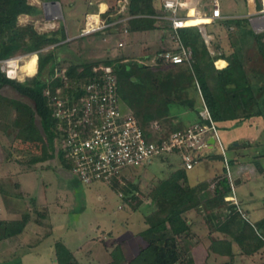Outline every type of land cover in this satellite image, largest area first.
<instances>
[{"label": "trees", "instance_id": "1", "mask_svg": "<svg viewBox=\"0 0 264 264\" xmlns=\"http://www.w3.org/2000/svg\"><path fill=\"white\" fill-rule=\"evenodd\" d=\"M41 1L61 3L62 0ZM116 9L109 7L100 14V18L110 24L105 29H117L121 22L111 23L128 16L123 23L128 34L160 30L163 31L161 41H164L167 36L163 33L167 31L174 36L176 46L160 48L154 52V56L145 55L140 60L126 55L90 61L60 56L56 49L71 40L67 39L69 36L62 24L55 30L38 32L31 23L18 24V17L40 14V8L28 0H0V60L31 54L33 62L27 59L26 64L33 66L36 71L33 76L20 81L6 77L0 66V92L4 87H9L26 98L13 104L16 112L13 118L2 120L0 116V132L9 139L5 159H12L30 168L59 158L62 161L61 169L69 173L71 162L59 149L55 155L57 140L62 136L45 91L50 90L52 95L57 88H63L64 94L73 92L78 95L81 90L77 85L94 79L97 76L94 67L100 64L112 67L117 77L118 98L136 118L147 140H157L187 126L180 121L173 122L178 118L174 106L195 112L196 120H200L195 103L197 94L201 107L203 101L216 124L226 121L240 123L253 117H261L264 121V31L254 32L247 17L220 20V25L226 30L229 52L223 50L218 39L210 43L211 50L197 26L180 28L177 31L178 40L189 50L191 58L188 62L172 64L165 62L162 54L169 50L177 51L178 41L170 21L164 17L167 13L163 12L160 3L153 0H128L122 16L116 14ZM217 59H224L226 66L217 68ZM2 100L8 101V98L0 93ZM2 108L0 105V114ZM154 124L158 128H154ZM26 148L35 151L28 159L14 156V153H26ZM204 157L222 161V156L217 152ZM166 161L173 166L169 175L157 181L143 196H140L142 194H139L136 182L127 181V177H122V182L116 178L109 182L113 190L120 192L121 202L129 205L131 210H138L144 200L150 201L151 210L144 215L146 228L137 234L145 244L140 245L129 260H126L121 247L116 245L110 251L111 260L105 264H177L185 252L182 241L194 234V221L189 214L193 211L198 213L199 208L209 212L227 202L225 197L230 194V184L224 168L221 177L212 183L197 180L191 184L188 178L190 170L181 167L177 159ZM233 161L228 158L231 168ZM229 209L231 216L221 222L218 229L230 235L240 248L245 249L246 254H250L248 245L243 246L251 238V234L246 231L247 224L242 223L234 204ZM29 220L27 212L18 219L0 218V241L22 233ZM261 221L264 224V218ZM239 223L244 228L236 235L231 228ZM230 242L226 238L212 240L213 247L216 245V253L232 257ZM258 246L261 244H256L255 248ZM53 247L56 264H80L74 252L62 241H56Z\"/></svg>", "mask_w": 264, "mask_h": 264}, {"label": "rangeland", "instance_id": "2", "mask_svg": "<svg viewBox=\"0 0 264 264\" xmlns=\"http://www.w3.org/2000/svg\"><path fill=\"white\" fill-rule=\"evenodd\" d=\"M100 1L107 2L108 7L117 8L118 6L117 0H62L61 3H54L56 5H47L41 0H28L30 4L40 8L42 13L33 16L20 15L18 24L31 23L38 32L55 30L59 24H62L65 33L69 36L67 39L71 37L74 39L59 46L56 53L60 56H74L80 60H99L124 55L140 60L145 55L154 56V52L160 48L176 46L174 36L167 31L163 33L164 36H167L166 39L161 41L163 31L159 30L150 34H128V32H123L124 22L118 24L117 29H101L98 32L81 35L86 18L95 16L101 8L102 10L108 8L98 5ZM153 1L161 4L160 0ZM255 4L256 8H259V0H255ZM219 6L224 16L235 17L249 12L246 0H219ZM196 8L198 15H209L212 9V0H197ZM185 12L186 9L178 10L180 16L185 15ZM122 14L125 13H121L120 16ZM205 29L214 41L218 39L221 42L225 52H229L226 30L220 25L219 20L206 25ZM76 37L78 38L75 39ZM120 42L123 43L122 46L118 45ZM212 42L210 43L212 44ZM211 44L208 43V46L213 50ZM20 55L22 60L19 62L18 80L22 81L33 76L36 71L33 66L26 64L27 59L33 62L30 59L31 54ZM63 65L65 66V64ZM0 93L3 97L8 98V101H0L1 107L3 106L0 116L2 120H9L16 114L12 107L13 104L22 102L26 98L9 87H4ZM195 103L199 111L201 100L198 94L195 95ZM173 108L178 114L177 120H173V122L180 121L182 125H188L197 121L195 112L184 110L179 106ZM120 109L124 113H130L121 100ZM261 120L263 121L261 117H253L240 123L234 121L217 123L219 137L226 148V156L229 159H236L234 160L235 165L230 168V171L235 185V194L241 197V210L246 216L243 218L239 212L240 219L242 223L247 224L248 230L246 231L251 234V240L256 241V244H261L258 246L260 253L257 256H252V260L254 259L256 264L257 262L264 264V224L261 221L264 218V126ZM256 123L257 128L255 127ZM255 133L259 135L257 134L256 139L251 141L253 144L249 145L248 140L242 138L244 135L253 134L254 136ZM8 140L0 132V175L6 178V192L21 194V196H11L17 199L19 207L21 204L27 205L30 214H33L39 225L40 223L41 226L44 224V228L37 233V236H33L30 231H25L19 237L21 240L4 243L5 246L0 245V264H56L53 244L58 240L63 242L61 239L63 237L64 241H68L67 245L74 252V256L80 264H103L106 259L110 260L111 258L109 250L113 241L107 237L108 234L122 231L121 233L127 235L146 228L144 207L134 211L129 205H125L126 210H122L119 207L121 204L120 192L113 190L109 183L96 181L84 184L74 175L59 170L62 164L59 158L57 161L42 162L32 165L30 168L14 160H7L5 159V148L9 145ZM25 150L26 153L21 155L14 153V156L25 160L35 152L31 148ZM209 163L207 158L199 160L194 168L188 171L189 183H196V176L208 178L209 173L204 168H207ZM176 164L177 162L174 161V165ZM171 167L173 166L166 160L155 159L149 164L126 171V177L128 176L126 180L136 182L139 194L143 196L157 181L169 175ZM239 170L242 171V177L249 179L239 182L240 174L237 175ZM16 183L21 184L16 187ZM31 198L41 204L38 206L29 204ZM43 203L44 205H42ZM45 203L51 210L58 213V216L54 217L56 223L53 231L49 226H45L48 221L42 217L48 213ZM25 209L26 206L21 211ZM201 209L203 210V208L198 210ZM189 216H194V213L192 212ZM120 219L125 221L124 224L127 226L123 230L117 228ZM135 236L136 240L132 239L126 243L128 258L136 253L137 250L134 249L137 248L133 246L136 245V242L139 246L145 244L141 237ZM192 240L193 236L182 241V246L185 245L189 248L182 247L185 252L177 264H192L189 251ZM221 260L227 261L229 258H221ZM213 263L216 262L213 261Z\"/></svg>", "mask_w": 264, "mask_h": 264}, {"label": "built area", "instance_id": "3", "mask_svg": "<svg viewBox=\"0 0 264 264\" xmlns=\"http://www.w3.org/2000/svg\"><path fill=\"white\" fill-rule=\"evenodd\" d=\"M160 1L163 10L167 12L164 17L170 21L178 41L177 51L169 50L162 54L163 60L172 64L188 62L191 58L189 50L178 40L177 31L180 28L197 26L204 41L209 43L210 35L205 26L218 20L233 18L221 13L219 0H212L211 13L202 14L209 21L205 24H188L192 18L188 14L189 8L194 6L197 0ZM249 2L254 5L251 12L246 15L249 25L254 32H262L264 31V0H259V8H256L255 0H249ZM117 3V13L121 14L126 10L128 0H117ZM179 9H186L185 15L180 16ZM195 15H198L196 10ZM126 19L124 17L111 24L124 22ZM87 20L88 17L81 35L105 29L110 25L99 17L97 27L89 28ZM123 32H126L125 28ZM118 45L122 46L123 43L120 42ZM20 60H22L21 55L0 60L1 70L6 77L18 80ZM94 72L97 73L94 79L77 85L81 90L78 95L73 92L64 94L63 88H57L52 95L50 90L45 91L50 100L57 129L62 136L59 141L57 140L55 155L59 149L71 162L69 174L74 175L84 184L96 181L109 183L114 178L122 182V177H126V171L149 164L155 159H177L181 167L192 170L199 160L205 158V155H213L217 152L222 156L221 162L225 169V176L230 184V194L225 197V201L238 207L226 148L219 137L217 124L203 101L199 110L200 120L171 132L165 137L147 140L136 118L131 113H124L120 109L117 77L112 67L100 64L94 67ZM154 128H158V125L154 124ZM237 210L243 218L246 217L239 207Z\"/></svg>", "mask_w": 264, "mask_h": 264}, {"label": "crops", "instance_id": "4", "mask_svg": "<svg viewBox=\"0 0 264 264\" xmlns=\"http://www.w3.org/2000/svg\"><path fill=\"white\" fill-rule=\"evenodd\" d=\"M246 1L248 3V8H249V12L247 14H249L251 12V10L253 9L254 5L251 2H249V0H246ZM98 5H100V6L104 5L106 7L107 2L100 1V3ZM196 6H197V3H195V5L193 6L195 8V10L197 9ZM108 8H106V9H108ZM117 8H118V6H117ZM106 9L102 10V8H101L99 10L98 14L103 13ZM123 13H125V11ZM116 14H118L117 9H116ZM247 14L235 16V17H243V16L246 17ZM225 16H227V15H225ZM98 17H100V15H98ZM124 17L128 18V16H124ZM124 17H122V18H124ZM122 18H120V19H122ZM156 31H159V30L135 32L134 34H150L151 32L155 33ZM92 33H94V32H92ZM131 34H133V33H131ZM69 39H73V38L71 37ZM212 41H213V38H211V36H210L209 44ZM226 64H227V62L224 59H217L215 61V66L217 68H222V67L226 66ZM36 70H37V66H36ZM245 121H248V120H245ZM262 125L264 126L263 121H262ZM255 127L257 128V123H256ZM257 134L258 133H255L254 136H253V134L247 135V136L244 135L242 138L247 139L248 144L250 145V144H253L251 141L252 140L254 141L256 139ZM0 148H1V146H0ZM207 159L209 160L210 163L207 164L208 167L204 168V169H206V171L209 173V177L208 178H200L199 176H196V179L198 180V178H200V180H207L209 183H212L213 181H215L216 178L221 177L222 172H223V165L219 159H210V158H207ZM7 160H9V159H7ZM54 160H56V159H53V161ZM234 160H236V159H234ZM219 162H220V164H219ZM233 162H234L233 163V167H234L235 161H233ZM59 170H62L61 167L59 168ZM259 172L261 173V171H259ZM241 173H242V171L239 170V173L237 174V175L240 174L239 182H242L244 180L249 179V178L242 177ZM5 184H6L5 176L0 175V218L5 219V220L18 219V218H20V216L22 214L27 212L30 215V220L26 224L22 233L16 235L15 237H11V238L0 241V245L3 244L4 246H5L4 243H8V242H11L13 240L14 241L15 240L16 241L21 240V238H19V237L21 235H23L25 233V231H30L33 236H37V233L41 232V230H43V228H44V224H42V226H41V223H40V225H39V223L36 222V219L34 218L33 214L32 213L30 214V212L28 210L29 208L27 205L21 204L19 207V203L17 202V199H15V198H13V196H11V195L21 196V194L6 192ZM20 184L21 183H16L15 186L19 187ZM236 198L238 201V207H239V209H241V207H242L241 206V202H242L241 197L239 195H236ZM31 199L34 200V201H32L34 204L31 202L34 206H38V204H41V203L37 202L34 198H31ZM31 203L29 201V204H31ZM42 205H44V203ZM45 205H46L45 208L48 210V213L42 217L48 221V223L45 224V226H49L53 231V229L55 227V223H56L54 220V217L58 216V213L56 211L51 210L47 203H45ZM125 205H127V204L126 203L123 204L121 202L119 207L122 210H126ZM230 205H232V203L227 201L221 207L214 209L212 211H209V212H206L202 209L198 213L193 211L194 216H191V217L193 218V221H194V224L192 226L194 234H193V240H192L193 242L190 245V250H189L190 254H191V263L192 264H214L213 261L216 262L215 264H224V263L225 264H256V261L254 259L252 260V256H257L260 253V250L258 248H255L256 241H254L253 239L251 240V238H250V241L244 243L243 246L246 247L248 245V248L251 251L250 254H246L244 251L245 249L243 250L242 248H240L239 243L232 240L230 235H228L225 232H221L218 229L221 222L226 221L227 217L231 216V212L229 209ZM24 206H26V209L24 211H21ZM142 207H144V209L146 210V214H147L151 210L150 201L149 200L144 201V203H142V205L139 208L141 209ZM238 207L235 206V209L237 210ZM253 209L255 210V208H253ZM256 210H258V209H256ZM259 217H260V215L258 216V219H259ZM118 222L120 223L119 226H117V228H119V230H123L127 227L124 224L125 221L120 219V221H118ZM243 228H244L243 225H241L239 223L238 226H236L235 228L234 227L231 228V230L233 232H235V234L237 235L236 232L242 231ZM140 231H142V230H140ZM140 231H136V232H133V233H130L127 235L126 234L124 235L123 233H121L122 231H118V233L117 232H114V233L111 232L110 235L108 234L107 237H110L113 241L111 244V248L109 250V255H110V251L114 248V246L119 245L121 247V250H122L126 260H129L131 257L128 258L126 255V252H127L126 251L127 250L126 243L127 242L129 243V240H132V239H133V241L136 240L137 238L135 235H137ZM224 238L231 240L229 246H230V248H231L230 250L233 254L232 257H230L229 255H219L218 253L215 252L216 251V245L213 247L214 244H212V240L213 241L214 240H222ZM61 239H63L64 244L67 245L68 241H66V240L64 241V237ZM103 239H105V238H103ZM133 246H134V248H137L134 250L138 251L139 244L136 242V245H133ZM183 246L186 248H189L185 245H183ZM221 258H223V259L229 258V260L223 261V260H221ZM110 260H111V258H110ZM110 260L106 259V261H104L103 264L108 263ZM218 260H220V261L217 262ZM257 264H259V263L257 262Z\"/></svg>", "mask_w": 264, "mask_h": 264}, {"label": "bare ground", "instance_id": "5", "mask_svg": "<svg viewBox=\"0 0 264 264\" xmlns=\"http://www.w3.org/2000/svg\"><path fill=\"white\" fill-rule=\"evenodd\" d=\"M52 5H56V4H52ZM188 14H189V16L192 17L188 21V24H193V25L205 24V23H207L209 21V19L206 16H204V15H195V9H194L193 6H191L189 8V13ZM87 22L89 24V28H91V26H93L94 28H96L97 25H98V23H99L98 14H96L95 16L94 15L93 16H88Z\"/></svg>", "mask_w": 264, "mask_h": 264}, {"label": "water", "instance_id": "6", "mask_svg": "<svg viewBox=\"0 0 264 264\" xmlns=\"http://www.w3.org/2000/svg\"><path fill=\"white\" fill-rule=\"evenodd\" d=\"M44 3L54 4V3H58V1H49V2H44Z\"/></svg>", "mask_w": 264, "mask_h": 264}]
</instances>
